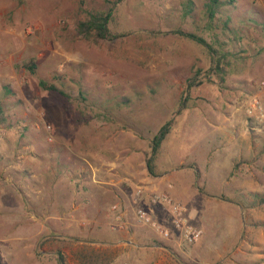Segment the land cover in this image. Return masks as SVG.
<instances>
[{"label":"rangeland","instance_id":"374dc122","mask_svg":"<svg viewBox=\"0 0 264 264\" xmlns=\"http://www.w3.org/2000/svg\"><path fill=\"white\" fill-rule=\"evenodd\" d=\"M116 1L0 0V264H58L60 254L67 264L79 257L99 263L108 254L115 264H222L237 243L247 241L245 219L227 250L225 220L210 229L193 222L203 230L194 245L160 239L137 221L135 195L164 191L173 176L187 207L190 196L203 198L191 163L206 148L218 147L225 156L232 146L209 139L210 114L221 111L215 126L229 138L236 132L223 129L224 117L259 97L247 88L264 87V0H235L221 8L220 19L231 18L238 41L206 28V0H194L193 17H185L188 0ZM111 7L109 27L117 38L96 42L79 33L89 14ZM175 30L208 42L216 37L238 53L223 82L206 49ZM32 63L36 69L30 71ZM194 78L202 84L187 93ZM41 80L67 96L44 90ZM186 96L185 109L175 115ZM173 117L153 176V138ZM92 166L110 168L130 192L131 203L113 199L109 206L126 210L123 229L113 216H91L96 210L81 189L93 173L76 176L73 168ZM127 231L135 234L132 244Z\"/></svg>","mask_w":264,"mask_h":264},{"label":"crops","instance_id":"0c3cea01","mask_svg":"<svg viewBox=\"0 0 264 264\" xmlns=\"http://www.w3.org/2000/svg\"><path fill=\"white\" fill-rule=\"evenodd\" d=\"M247 91L256 92L264 105V87L257 86L254 89L251 87L247 88ZM245 105L243 101V104L236 110V114L232 113L230 119L224 117L222 121L223 129L236 132V134H229V138H227L226 131L217 130L215 126L216 121L213 117H220L221 111H218V114L212 112L211 119L207 120L210 128L209 139L215 142L217 138H220L224 146L232 145L230 152L222 156L217 152L218 147L206 148L201 152L200 161L191 163L193 165L191 168L197 172L203 184L198 190L203 192L202 199L197 200L194 195L190 196L193 202L188 207L191 222L197 220L203 229H210L220 222V226H223L222 220H225V226L228 229V236L223 240L226 244L225 250L228 249L229 242L237 240L236 235L242 219H245L248 227V242L246 241V244L237 243L232 257L228 260H221L222 264H264V130L252 128L253 124H249L250 121L245 113ZM220 126L221 124L218 129ZM183 165L186 164L183 163ZM187 166L190 165L187 164ZM73 169L79 171L75 173L76 176L78 174L82 176V173L86 171L93 173L89 175V179L93 177V180L85 184L86 188L81 189L82 193L86 192V195H90L93 208L96 210L95 215H91L92 217L107 219L113 216L115 218V213L112 211L114 205L109 208L113 199L131 203L130 192L125 189L124 183L115 182L110 168L98 169L92 166L82 168V170ZM171 179L174 183L171 193L179 200L178 197L184 195L181 185L174 180L173 176ZM136 202V208L140 205L152 207L157 218L168 220V212L163 206H152L148 199ZM124 211L127 215L126 210ZM126 235L128 236L126 241L132 244L135 234L127 231ZM71 264L90 263L79 257ZM92 264H115V259L108 254V257L100 259L99 263Z\"/></svg>","mask_w":264,"mask_h":264},{"label":"trees","instance_id":"16d2710c","mask_svg":"<svg viewBox=\"0 0 264 264\" xmlns=\"http://www.w3.org/2000/svg\"><path fill=\"white\" fill-rule=\"evenodd\" d=\"M124 0H117L114 5H119ZM235 0H206L203 7L204 14L208 20L206 28L213 31L221 29L225 33H230L234 36L233 41H238L239 35L230 27L232 22L230 17H227L226 20L220 19L221 8L227 5H234ZM196 3L194 0H188L185 9V17H193L195 12ZM114 7H111L107 13H91L88 16V19L82 21L78 25L79 33L88 40L100 41V40H113L117 38L116 35H113L110 30V22L113 17ZM175 35H178L186 40L193 41L201 46H203L212 62V68L215 73L221 75V81L223 82V76H226L228 71L227 69L232 65V61L236 59L238 55L233 52L230 48H226L228 43L225 41H219L215 37V41L208 42L204 37L199 36L195 33L185 32L182 30L173 31ZM217 35V34H216ZM242 53V52H241ZM242 57V56H241ZM30 71L36 69V64L32 63L29 66H26ZM200 71H198L197 77L200 76ZM197 78H194L189 81L187 93L194 87H198L202 82L197 83ZM39 85L44 90L58 92L63 96H67L66 93L59 89L55 84H50L47 81L41 80ZM188 98L187 96L181 99L180 108L177 110L175 115H180L187 105ZM176 123V118L173 117L167 121L155 135L152 141V150L148 156V169L150 173L155 176L154 167L158 156L161 152L162 146L168 135L171 133L173 126ZM58 264H66L65 257L63 255H58Z\"/></svg>","mask_w":264,"mask_h":264},{"label":"built area","instance_id":"2783aa9c","mask_svg":"<svg viewBox=\"0 0 264 264\" xmlns=\"http://www.w3.org/2000/svg\"><path fill=\"white\" fill-rule=\"evenodd\" d=\"M260 85L264 86V82ZM245 113L255 129L264 130V105L257 95L251 97L245 107ZM173 188L174 186L169 184L164 191L156 190L145 194L139 190L135 195L138 202L148 199L152 206H163L168 212L167 221L157 218L152 207L141 205L135 209V217L141 225L152 230L160 239L179 240L181 244L194 245L202 238L203 230L191 222L187 205L172 195ZM112 211L115 213L118 227L123 229L125 211L119 205H114Z\"/></svg>","mask_w":264,"mask_h":264}]
</instances>
